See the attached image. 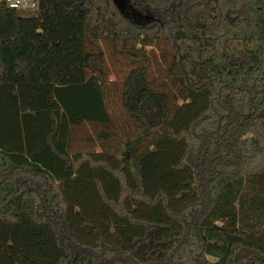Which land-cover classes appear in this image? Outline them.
Masks as SVG:
<instances>
[{
	"label": "trees",
	"instance_id": "trees-1",
	"mask_svg": "<svg viewBox=\"0 0 264 264\" xmlns=\"http://www.w3.org/2000/svg\"><path fill=\"white\" fill-rule=\"evenodd\" d=\"M36 1L0 0V264H264V0ZM100 40L133 44L119 86Z\"/></svg>",
	"mask_w": 264,
	"mask_h": 264
},
{
	"label": "rangeland",
	"instance_id": "rangeland-1",
	"mask_svg": "<svg viewBox=\"0 0 264 264\" xmlns=\"http://www.w3.org/2000/svg\"><path fill=\"white\" fill-rule=\"evenodd\" d=\"M125 2H128L125 10L127 17L137 20L136 16L141 15L142 17L140 18H144V20L146 19V16L136 9L131 0H125ZM25 13L30 17H36L38 15V8L26 10ZM132 48L133 44L131 43L112 42L109 40L88 42L89 51L98 52L104 56L106 61L105 75L106 78H108L107 83L110 87H114V85L119 86L133 67L132 59L130 57V50ZM145 51L152 59L151 72L149 76L150 81L155 86L166 85L170 95H175L174 88L170 84L171 73L169 66L171 64L173 52L169 45L166 43H156L152 47L146 48ZM117 111L121 119L125 118L124 120L129 121L128 115H126L123 108H121L119 104ZM142 120L146 127L152 131V134L160 133L161 125L154 124L149 115L143 116ZM107 130L108 127L105 126L93 127L86 124L77 128L76 133H78V139L80 140H90L97 143L99 133H106ZM98 150H100V148H98ZM210 259L213 260L212 258Z\"/></svg>",
	"mask_w": 264,
	"mask_h": 264
},
{
	"label": "built area",
	"instance_id": "built-area-1",
	"mask_svg": "<svg viewBox=\"0 0 264 264\" xmlns=\"http://www.w3.org/2000/svg\"><path fill=\"white\" fill-rule=\"evenodd\" d=\"M9 9L26 11L38 8L36 0H3Z\"/></svg>",
	"mask_w": 264,
	"mask_h": 264
},
{
	"label": "water",
	"instance_id": "water-1",
	"mask_svg": "<svg viewBox=\"0 0 264 264\" xmlns=\"http://www.w3.org/2000/svg\"><path fill=\"white\" fill-rule=\"evenodd\" d=\"M116 6L120 9V11L125 14V10H126V5L128 2H125V0H114ZM132 9V8H129ZM126 15V14H125ZM140 17H142L141 15H139ZM148 19V18H146Z\"/></svg>",
	"mask_w": 264,
	"mask_h": 264
}]
</instances>
